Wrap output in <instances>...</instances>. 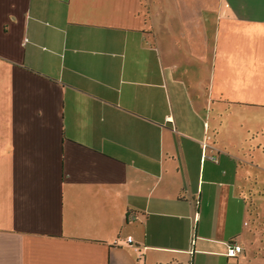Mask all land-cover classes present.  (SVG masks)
<instances>
[{
	"label": "crops",
	"instance_id": "0c3cea01",
	"mask_svg": "<svg viewBox=\"0 0 264 264\" xmlns=\"http://www.w3.org/2000/svg\"><path fill=\"white\" fill-rule=\"evenodd\" d=\"M0 264H264V0H0Z\"/></svg>",
	"mask_w": 264,
	"mask_h": 264
},
{
	"label": "built area",
	"instance_id": "2783aa9c",
	"mask_svg": "<svg viewBox=\"0 0 264 264\" xmlns=\"http://www.w3.org/2000/svg\"><path fill=\"white\" fill-rule=\"evenodd\" d=\"M242 251L241 246H239L236 243H232L228 245L226 255L228 257H235L237 254H239Z\"/></svg>",
	"mask_w": 264,
	"mask_h": 264
}]
</instances>
